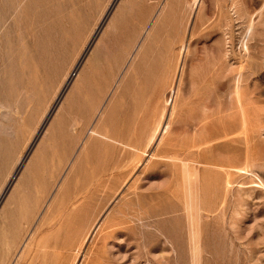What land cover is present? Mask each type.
Here are the masks:
<instances>
[{
    "label": "rangeland",
    "instance_id": "rangeland-1",
    "mask_svg": "<svg viewBox=\"0 0 264 264\" xmlns=\"http://www.w3.org/2000/svg\"><path fill=\"white\" fill-rule=\"evenodd\" d=\"M28 233L15 264H264V0H0V264Z\"/></svg>",
    "mask_w": 264,
    "mask_h": 264
},
{
    "label": "bare ground",
    "instance_id": "bare-ground-1",
    "mask_svg": "<svg viewBox=\"0 0 264 264\" xmlns=\"http://www.w3.org/2000/svg\"><path fill=\"white\" fill-rule=\"evenodd\" d=\"M198 5V4H197ZM252 24V23H251ZM253 27V26H252ZM252 27H250V28H252ZM250 30V29H249ZM252 30V29H251ZM248 31V30H247ZM247 34V33H246ZM170 67H172V66H169V68ZM166 68H167V66H166ZM170 70L171 69H169L168 71H167V69H166V71L167 72H165L166 73V77H168V74L170 75ZM161 73V72H160ZM148 75V74H147ZM173 85V84H172ZM237 92H238V89L236 90ZM236 94V93H235ZM239 94V93H238ZM238 94H237V96H238ZM239 98V97H238ZM76 121H74V123H75ZM77 124V123H76ZM93 134H95V136H99L100 135V133L95 129L94 131H93ZM102 136V135H101ZM74 142V141H73ZM123 142V141H122ZM160 194V193H159ZM170 195V194H169ZM212 195V194H211ZM163 198V197H162ZM151 200H153V199H151ZM181 200V199H180ZM186 201V200H185ZM222 206V205H221ZM207 212V211H206ZM210 213V212H209ZM214 214V213H213ZM194 215H196V214H194ZM191 216H192V222L190 223V221H189V223H190V227H189V229H190V233H191V236L190 237H192V239H193V242H194V245H193V251H194V256L195 255H197L195 252L196 251H198V247H200V245L198 246L197 245V243H199L198 242V237H199V231L201 230V228H200V225H198L197 224V222H196V224H195V217L191 214ZM207 216V215H206ZM194 217V218H193ZM215 217V216H214ZM220 217V216H219ZM213 218V217H212ZM190 220V219H189ZM197 221V220H196ZM198 222H200V221H198ZM213 232V231H212ZM201 235V234H200ZM31 236H32V233H28V235L25 237V239H24V241H23V243H22V245L20 246V248L18 249V251H17V253H16V255H15V258H14V261L11 263V264H15L16 263V260H18V256L20 255V252L22 251V249L26 246V245H28L29 243H30V238H31ZM214 236V235H213ZM189 237V238H190ZM220 237V236H219ZM191 239V238H190ZM190 239H189V243H190V245L189 246H191V241H190ZM199 240H200V238H199ZM197 245V246H196ZM219 245V244H218ZM188 246V245H187ZM222 246V245H221ZM215 247V246H214ZM200 249H201V247H200ZM219 249V248H218ZM192 251V252H193ZM200 251V250H199ZM230 252V251H229ZM224 254V253H223ZM199 256H200V254H199ZM200 259V258H199ZM220 259V258H219ZM197 261H198V259H196ZM200 262V261H199ZM193 263H195V261L193 262ZM220 263V262H219ZM196 264V263H195Z\"/></svg>",
    "mask_w": 264,
    "mask_h": 264
}]
</instances>
